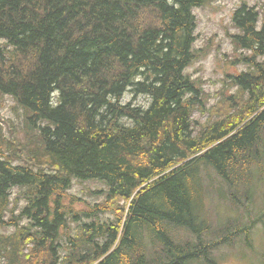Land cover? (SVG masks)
I'll return each mask as SVG.
<instances>
[{
  "label": "trees",
  "instance_id": "obj_1",
  "mask_svg": "<svg viewBox=\"0 0 264 264\" xmlns=\"http://www.w3.org/2000/svg\"><path fill=\"white\" fill-rule=\"evenodd\" d=\"M204 4L0 0V104L13 97L26 130L20 141L0 113V227H15L0 233V257L222 264L246 248L264 264V20L246 2L235 10L233 62L247 67L208 106L187 71L204 52Z\"/></svg>",
  "mask_w": 264,
  "mask_h": 264
},
{
  "label": "rangeland",
  "instance_id": "obj_2",
  "mask_svg": "<svg viewBox=\"0 0 264 264\" xmlns=\"http://www.w3.org/2000/svg\"><path fill=\"white\" fill-rule=\"evenodd\" d=\"M244 2L249 5L255 6L261 12V19L264 20V0H205V4L195 7L194 12L197 18V40L196 47L202 48L203 53H200V58L195 60L187 69L193 77H201L202 85L206 92L204 99H208L207 105L213 106L221 98L218 92L222 87L221 79L226 73H236L241 69L247 67L240 61H235V57L238 53L235 50V45L232 40V34L238 32V28L234 25L233 16L235 10L241 6ZM225 34V35H224ZM0 43H4L0 40ZM126 100L133 98L130 92L127 93ZM139 102H148V98L145 96H139L136 99ZM16 102L13 97L6 96V101H2L0 104V113L3 116L11 118L13 120V127L16 129V136L20 141H24L26 138L25 122L22 110L15 109ZM207 114L197 113V117L201 120L207 118ZM8 133V132H7ZM85 183H79L75 181L72 188V192L82 194ZM12 208L16 214L20 213L22 207L27 203V200L21 194L19 188L13 190L12 195ZM10 215V213H9ZM14 226L0 227V233L10 234L14 232ZM258 234V235H257ZM257 235V252L264 250V234L262 228L256 231ZM256 244V243H255ZM27 253L28 250L24 249ZM238 249V253H239ZM244 253H247V257L238 255L235 250V255H231L222 264H252L254 259V252H249L248 249H244ZM1 256V264H10L5 262L6 259ZM259 256L257 257L258 260Z\"/></svg>",
  "mask_w": 264,
  "mask_h": 264
},
{
  "label": "bare ground",
  "instance_id": "obj_3",
  "mask_svg": "<svg viewBox=\"0 0 264 264\" xmlns=\"http://www.w3.org/2000/svg\"><path fill=\"white\" fill-rule=\"evenodd\" d=\"M225 35V34H224Z\"/></svg>",
  "mask_w": 264,
  "mask_h": 264
}]
</instances>
